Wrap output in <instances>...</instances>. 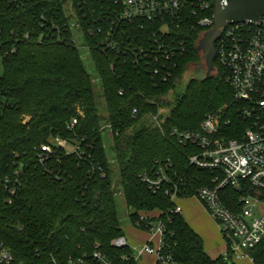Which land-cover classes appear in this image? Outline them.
Here are the masks:
<instances>
[{
	"label": "trees",
	"instance_id": "trees-1",
	"mask_svg": "<svg viewBox=\"0 0 264 264\" xmlns=\"http://www.w3.org/2000/svg\"><path fill=\"white\" fill-rule=\"evenodd\" d=\"M42 14L54 17L60 25L67 19L61 0H29L20 7L0 0V177L19 168V160L22 163V187L13 202L8 203L6 190L0 191V239L14 254L10 264H51L53 255L81 254L96 243L119 263L120 255L128 252L112 245L124 235L115 199L119 185L133 210L129 216L133 224L138 223L140 212H164L165 251L181 264H226L221 256L212 258L206 252L202 237L183 215L168 212L173 206L169 197L152 193L139 175L154 172L156 159L171 157L191 183L188 196L211 175L189 166L190 148L180 146L170 132L173 128L196 129L208 112L223 105L236 107L218 59L216 73L189 79L160 126L146 120L165 106L164 98L189 66L198 64L201 53L196 45L206 30L199 26L175 29L173 35L185 42L186 52L178 59L173 76L158 86L115 53L101 51L98 35L86 34L99 74L95 82L78 47L70 42L71 33L63 40L47 36L50 29L41 25ZM83 25L87 32L92 24L85 21ZM98 83L103 88L108 123L114 129L115 161L107 157L103 140ZM78 107L84 116L69 131ZM134 107L139 110L137 117L132 116ZM234 123H242L238 115ZM56 137L77 139L84 154L54 148L40 161L33 147ZM98 165L105 171L104 178L91 174ZM146 224L142 221L139 227ZM253 255V264H264V239Z\"/></svg>",
	"mask_w": 264,
	"mask_h": 264
},
{
	"label": "built area",
	"instance_id": "built-area-1",
	"mask_svg": "<svg viewBox=\"0 0 264 264\" xmlns=\"http://www.w3.org/2000/svg\"><path fill=\"white\" fill-rule=\"evenodd\" d=\"M3 1L20 7L29 0ZM61 1L67 18L62 25L56 23L54 17L40 16L41 25L49 26L47 36L51 34L63 40L70 32V42L76 46L75 30L79 29L90 52L86 34L98 35L101 51L115 53L125 63L149 75L154 86L173 76L178 59L186 52L185 42L173 35L175 29L199 26L208 31L215 23V0ZM70 14L75 17V22H70ZM85 21L92 24L87 32L83 25ZM145 30L147 32L142 34ZM15 50L14 47L11 49ZM215 50L226 82L233 91L236 107L223 105L208 112L196 129L173 128L170 132L180 146L190 148L189 166L210 171L207 182L188 196L191 183L176 169L171 157L156 159L154 172L143 171L139 175L152 193H164L169 197L173 205L168 209L169 213L183 215L177 202L179 198L199 200L223 234L225 249L220 256L226 264H253V251L264 239V15L255 24L236 23L221 28ZM120 94H123L122 90ZM77 113L68 124L69 131H73L79 117L84 116L80 107ZM138 113V108L134 107L132 116L137 117ZM234 115H238L242 123L235 124ZM151 118L160 126L161 109L151 114ZM106 127L113 133L111 123ZM54 148L84 154L80 141L65 137L50 138L49 142L34 146L33 150L43 161ZM19 163L20 167L12 174L0 177V191L8 192V203L13 202L22 187L20 160ZM95 173L105 177L101 165L94 166L91 174ZM229 189L234 190V195ZM132 211L130 208L129 216ZM163 213L160 210L140 212L138 223H132L147 232L144 243L131 244L125 235L113 240L116 249H128L120 255L119 263L96 243L91 250L81 254L53 255L51 264H140L150 257H153L152 264H181L171 252L165 251ZM142 221L147 223L145 228L139 227ZM13 261V252L0 239V262L10 264Z\"/></svg>",
	"mask_w": 264,
	"mask_h": 264
},
{
	"label": "rangeland",
	"instance_id": "rangeland-1",
	"mask_svg": "<svg viewBox=\"0 0 264 264\" xmlns=\"http://www.w3.org/2000/svg\"><path fill=\"white\" fill-rule=\"evenodd\" d=\"M69 17H70L71 23L75 22V17L73 15L70 14ZM74 38H75V44L79 48V51L83 57L85 67L91 73V75L93 76V79L98 80L99 78L98 71L95 68L90 52L87 49L85 42L83 41V36L79 29L75 30ZM201 56H202V53H201ZM199 62L197 65L189 66L183 78L178 82V85L176 86V88L164 98V100L166 101V104L165 106L161 108V122L169 114V112L175 105L176 100L184 93L189 79L194 76L203 77L205 75H208V69H207L206 64L204 66L203 65L200 66ZM215 71H216V68L213 72H211V75L216 73ZM2 74H3V64H2V57L0 54V76ZM96 94H97V99H98L99 109H100V114H101L100 126L102 130L104 144H105L106 151H107V157L109 158V160L115 161L116 152L113 146V135L110 129L106 127L108 124V111H107L106 104H105V96H104L103 88L100 83H98V86L96 87ZM146 120H147V123L149 124H152L155 122L153 118L151 117H147ZM140 126H141L140 124L137 125L136 129ZM114 178L117 180V182L120 181V176L118 173L115 174ZM115 199H116L117 209H118L121 227L123 228L124 235L129 239H133V237H135V233H139L143 237L146 231L144 232L143 230H140L135 225H133L132 222L130 221V218H129L130 207H128L127 204L125 203L124 191H123L122 186L120 185L118 187V193L116 194ZM177 202L180 205L181 203L187 204L182 210V214L186 220L188 219V221H193L194 219H198V217L201 215V217H199L198 222L196 223L198 229L196 227H193V228L194 229L196 228L197 230L196 229L195 230L200 232V234L204 238V241L208 249L210 251H213V249H216V248H220L221 251L224 250L223 234L218 228L216 221L211 217V215L206 210L204 205L199 200L192 199V198H179ZM197 204H199L202 207L201 209L203 210V211L201 210L202 212L200 211L199 214L195 212L197 211V207H198ZM152 258L153 257H150L151 260ZM150 262H151L150 260L142 261V262L140 261V264H151Z\"/></svg>",
	"mask_w": 264,
	"mask_h": 264
},
{
	"label": "water",
	"instance_id": "water-1",
	"mask_svg": "<svg viewBox=\"0 0 264 264\" xmlns=\"http://www.w3.org/2000/svg\"><path fill=\"white\" fill-rule=\"evenodd\" d=\"M263 15L264 0H215L214 27L204 32L196 45L197 51L202 53L200 66L205 60L207 76L215 70V42L221 34V28L236 23L255 24Z\"/></svg>",
	"mask_w": 264,
	"mask_h": 264
},
{
	"label": "crops",
	"instance_id": "crops-1",
	"mask_svg": "<svg viewBox=\"0 0 264 264\" xmlns=\"http://www.w3.org/2000/svg\"><path fill=\"white\" fill-rule=\"evenodd\" d=\"M179 204V203H178ZM180 205V204H179ZM187 204H183V203H181V208H182V210L184 209V207L186 206ZM198 205V207H197V211H195V212H197L198 214H199V212L202 210L201 208V206L199 205V204H197ZM189 206V205H188ZM187 208V207H186ZM193 211V210H192ZM203 211V210H202ZM201 211V212H202ZM155 213V212H154ZM199 217H201V215L199 216ZM199 217H198V219H194L193 221H188V219H187V221H188V223H189V225L193 228V227H196L197 228V222H198V220H199ZM195 223V224H194ZM195 228V229H196ZM194 229V228H193ZM194 229V230H195ZM198 229V228H197ZM196 229V230H197ZM195 230V231H196ZM145 232V231H144ZM197 233H199L200 234V232L199 231H196ZM147 233V232H146ZM145 233V235H143V237L139 234V233H135V237H133V239H129L130 240V242L131 243H133L134 245H138V244H141V243H144L146 240H147V238H148V234H146ZM200 236L202 237V235L200 234ZM141 237H142V239H141ZM203 238V237H202ZM203 242H204V248H205V250H206V252L212 257V258H217V257H219L223 252H224V250H222L221 251V249L220 248H216V249H213V251H210L209 249H208V247H207V245H206V243H205V241H204V238H203ZM225 249V248H224ZM213 255V256H212ZM149 260L151 261L150 263L152 264L153 263V258H152V260L149 258ZM148 260V261H149Z\"/></svg>",
	"mask_w": 264,
	"mask_h": 264
},
{
	"label": "flooded vegetation",
	"instance_id": "flooded-vegetation-1",
	"mask_svg": "<svg viewBox=\"0 0 264 264\" xmlns=\"http://www.w3.org/2000/svg\"><path fill=\"white\" fill-rule=\"evenodd\" d=\"M199 64H200V62H199ZM205 65V60L203 61V66Z\"/></svg>",
	"mask_w": 264,
	"mask_h": 264
}]
</instances>
